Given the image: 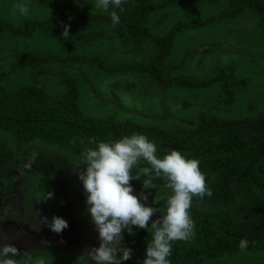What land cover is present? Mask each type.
Returning a JSON list of instances; mask_svg holds the SVG:
<instances>
[{
  "label": "rangeland",
  "instance_id": "rangeland-1",
  "mask_svg": "<svg viewBox=\"0 0 264 264\" xmlns=\"http://www.w3.org/2000/svg\"><path fill=\"white\" fill-rule=\"evenodd\" d=\"M61 1H71L95 15L107 13L95 7L96 0ZM230 2L182 0L149 14L146 27L150 35H162L172 23L206 19ZM21 3L29 8L26 16L13 14V5ZM49 14L38 0H0V20L15 27L26 22L32 25L27 32L0 30V85L12 91L35 86L54 101L66 89L61 76L66 73L77 88L83 114L174 131L195 128L212 117L243 119L264 110V21L251 7L175 35L166 58L172 64L167 73L208 81L194 88L164 86L147 72L132 68L109 72L90 60L97 57L112 66L146 64L156 50L152 36L125 41L113 22L95 19L71 25L66 20L56 28L61 33L64 25L72 28V44L63 47L56 34L37 25ZM69 17L79 18L73 12ZM34 52L56 57L37 66H13L14 57ZM33 152L38 155L29 169L25 165ZM84 167V157L69 145L43 137L17 143L10 131L0 127V231L11 238L0 239V245L12 243L20 249L17 264H92L86 251L98 247L99 240L87 212V194L78 179ZM219 173L205 175L206 183L211 184ZM130 184L138 198L141 193L147 195V201L141 202L149 207L172 194L165 184H154L152 189H144L139 180ZM229 185L233 203L193 199L192 206L209 213L226 210L236 220L252 217L256 206L242 182L233 176ZM47 192L54 198L44 200ZM41 216L49 221L59 216L68 228L54 233L41 225ZM201 264H264V251H224L204 256Z\"/></svg>",
  "mask_w": 264,
  "mask_h": 264
},
{
  "label": "trees",
  "instance_id": "trees-1",
  "mask_svg": "<svg viewBox=\"0 0 264 264\" xmlns=\"http://www.w3.org/2000/svg\"><path fill=\"white\" fill-rule=\"evenodd\" d=\"M181 1L123 0L121 8L110 6L107 13L95 15L71 1L38 0L42 6L50 10V14L44 20L38 21L37 25L46 32L56 34L61 45L67 47L72 44L71 35L65 38L56 29L62 21L67 20L71 25L95 19L112 22L110 13L116 11L119 16V22L115 25L118 35L125 41L130 38L144 39L152 36L146 27L149 14ZM244 7L256 10L260 19L264 21V0H231L226 7L206 19L175 22L162 35L152 36L156 50L146 64L112 66L97 57L90 60L109 72L127 68L147 72L154 82L164 86L189 88L206 86L208 81L204 79L168 75L172 64H169L166 58L173 39L183 29L237 14ZM69 12L76 13L79 18L69 17ZM31 26L30 22H26L22 27H15L0 20V30L27 32ZM54 57L56 55L40 52L23 53L14 57L13 66L21 67L25 63L37 66ZM72 58L88 60L84 56ZM61 76L66 83V89L54 101L35 86H23L12 91L0 85V127L10 131L17 143L34 137L48 138L71 146L83 157L87 148L96 147L95 142H113L134 133L143 134L156 144L158 158L175 149L186 158L198 159L200 170L205 175L220 170L213 182L207 184L212 195L193 199H215L233 203L234 195L229 182L231 177L235 176L242 182L247 195L255 203V214L245 220H236L226 210L209 213L192 206L189 212L194 221L195 234L187 240L174 241L168 259L170 264H201L204 256L241 250L239 242L242 239L249 242L246 249L264 251V110L253 117L243 119L212 117L195 128L174 131L156 125L116 121L112 117L87 116L79 107L78 91L73 79L66 73H61ZM140 167L150 165L141 160L140 165L132 170L134 177ZM146 178L141 174L139 181L143 183ZM153 184H166V181L163 178H156ZM169 196L153 202L152 207L158 209V212L149 220L147 230L133 227L134 235H129L127 231L123 233L122 245L132 250V258L122 261V264H142L145 246L152 239L151 222L163 217Z\"/></svg>",
  "mask_w": 264,
  "mask_h": 264
},
{
  "label": "clouds",
  "instance_id": "clouds-1",
  "mask_svg": "<svg viewBox=\"0 0 264 264\" xmlns=\"http://www.w3.org/2000/svg\"><path fill=\"white\" fill-rule=\"evenodd\" d=\"M123 0H96L95 7L108 11L109 7L121 8ZM28 15L26 4L13 5V14ZM113 24L119 22L116 11L110 13ZM69 25H64L63 37L69 36ZM95 148H87L84 152L86 167L79 172L86 196L87 212L98 233L99 246L86 251L92 264H122L132 258V250L123 247V233L134 235L133 227L149 228V220L158 209L146 206L147 195L141 193L138 198L130 184L132 180L145 177L144 189L155 187L153 180L163 178L165 186L171 190L167 198L166 211L163 217L152 220V239L145 246V258L142 264H170L168 257L172 252V243L187 240L194 236V221L190 215L193 197L211 196L205 174L200 170V161L186 158L178 150H170L162 158H158L157 146L148 137L140 133L124 136L113 142H95ZM38 154L33 152L25 165L31 168ZM141 160L150 167H140L134 177L132 170L140 165ZM54 194L47 192L44 200L53 199ZM41 225L52 232L60 234L68 228L66 220L53 216L40 217ZM0 239H11L0 231ZM248 241L242 239L239 248L245 250ZM119 254V256H118ZM20 255L12 243L0 245V264H17Z\"/></svg>",
  "mask_w": 264,
  "mask_h": 264
},
{
  "label": "flooded vegetation",
  "instance_id": "flooded-vegetation-1",
  "mask_svg": "<svg viewBox=\"0 0 264 264\" xmlns=\"http://www.w3.org/2000/svg\"><path fill=\"white\" fill-rule=\"evenodd\" d=\"M26 191V190H25ZM25 194H26V192H25Z\"/></svg>",
  "mask_w": 264,
  "mask_h": 264
}]
</instances>
